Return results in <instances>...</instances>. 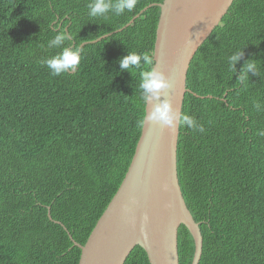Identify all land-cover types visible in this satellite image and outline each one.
I'll return each mask as SVG.
<instances>
[{"label": "trees", "instance_id": "1", "mask_svg": "<svg viewBox=\"0 0 264 264\" xmlns=\"http://www.w3.org/2000/svg\"><path fill=\"white\" fill-rule=\"evenodd\" d=\"M163 1L90 17L94 0H0V264H79L70 233L87 242L126 176L146 113L139 71L121 70L119 59L154 58L161 7L92 41ZM60 31L91 45L74 72L53 76L41 61L60 50L47 47ZM250 59L257 68L240 82ZM187 87L182 113L204 131L181 125L177 171L204 236L199 264H264V0L234 1L196 53ZM194 243L182 225L180 264H192ZM125 264L151 263L136 246Z\"/></svg>", "mask_w": 264, "mask_h": 264}, {"label": "water", "instance_id": "2", "mask_svg": "<svg viewBox=\"0 0 264 264\" xmlns=\"http://www.w3.org/2000/svg\"><path fill=\"white\" fill-rule=\"evenodd\" d=\"M234 1L164 0L152 3L123 28L92 42L122 31L151 6L159 5L161 14L154 60L170 86L158 99L148 102L146 112L151 113L156 104L168 100L179 115L183 112L184 96L189 91L187 80L191 63ZM180 127L177 124L173 130L154 121L143 125L126 176L87 242L79 243L69 232L70 239L82 250L79 264H125L136 246L146 250L151 264H180L178 242L182 225L194 237L192 264L200 263L204 236L186 202L177 171ZM49 217L53 219L50 211Z\"/></svg>", "mask_w": 264, "mask_h": 264}, {"label": "clouds", "instance_id": "3", "mask_svg": "<svg viewBox=\"0 0 264 264\" xmlns=\"http://www.w3.org/2000/svg\"><path fill=\"white\" fill-rule=\"evenodd\" d=\"M138 0H94L88 4V15L90 17L101 16L111 9H115L117 15L123 14L126 10L131 12L137 5ZM67 42V43H65ZM91 45L89 41H81L74 43L73 36L66 31H60L50 39L47 43L48 48L60 49L50 57L44 58L41 62L47 66L53 76L75 71L79 65L83 45ZM241 51L234 52L229 58V67L234 70L235 63L240 59ZM256 60H248L243 66L239 81L247 80L248 73L257 68ZM121 70L139 71V99L140 102L147 106L152 99H158L161 92L170 86L169 80L163 71L156 67V62L153 55L149 52H128L119 59ZM257 110H260V104L254 105ZM148 121L158 122L161 125L175 129L178 125L186 126L203 132L204 128L199 125L194 117L186 113H178L173 109L170 101L164 100L162 103L156 104L151 113L146 112L144 116L138 121V126H142ZM145 238H147L145 234Z\"/></svg>", "mask_w": 264, "mask_h": 264}, {"label": "bare ground", "instance_id": "4", "mask_svg": "<svg viewBox=\"0 0 264 264\" xmlns=\"http://www.w3.org/2000/svg\"><path fill=\"white\" fill-rule=\"evenodd\" d=\"M196 154V153H195ZM212 155V154H211Z\"/></svg>", "mask_w": 264, "mask_h": 264}]
</instances>
